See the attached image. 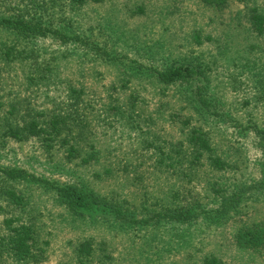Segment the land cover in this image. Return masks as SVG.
<instances>
[{
	"label": "rangeland",
	"instance_id": "374dc122",
	"mask_svg": "<svg viewBox=\"0 0 264 264\" xmlns=\"http://www.w3.org/2000/svg\"><path fill=\"white\" fill-rule=\"evenodd\" d=\"M254 12L264 15V0H0L1 17H40L71 37L18 40L0 26V167L106 203L76 215L50 185L0 173V264H264V31ZM171 66L192 74L165 84L157 73ZM31 123L44 131L28 133ZM195 130L211 151L194 145ZM200 205L208 213L197 222L156 217ZM11 217L34 230L32 258L7 248ZM86 242L90 255L79 253Z\"/></svg>",
	"mask_w": 264,
	"mask_h": 264
},
{
	"label": "trees",
	"instance_id": "16d2710c",
	"mask_svg": "<svg viewBox=\"0 0 264 264\" xmlns=\"http://www.w3.org/2000/svg\"><path fill=\"white\" fill-rule=\"evenodd\" d=\"M71 1L83 5L88 3L89 1L99 2L101 0H71ZM227 1L228 0H207V2L215 4L217 6L223 5ZM252 22L257 30H259L260 32L264 31L263 14L254 12L252 16ZM0 26H3L5 28H13V30L17 34L18 40H25L30 37L31 39H35L47 35L57 36L64 40L71 38L64 32V30L61 27H57L54 24H52L50 21H47L40 17L32 18L30 20H25L21 15H19L17 18L0 16ZM185 70L187 71L183 70V66H179V67L171 66L166 70L159 71L157 74L160 81L167 84L179 80L181 77L184 76L185 72H187L186 74L189 75L192 74V70H190L188 67L185 68ZM14 130L11 132V136H14L15 138H21L20 130L19 129H14ZM28 130H29L28 133H31L33 135H39L44 131V129L39 128L38 125L35 123H31L29 125ZM256 132L259 133L262 142H264V131L256 128ZM191 141L194 143L195 146H198L200 149L206 151H211L213 149L210 144V140L205 136V133H203L200 130H195L193 132L191 136ZM227 164L228 163L224 161L221 157L218 156L212 157V166L217 170L225 169ZM0 173L5 175L6 177H9L12 180L31 177L33 181H37V182L40 181L42 183L50 185L51 187L57 190L62 202L66 203L70 211L76 215L86 217V214L89 210L95 209L97 207H101L102 205L105 206L106 204V203L101 204L103 200L96 197L98 196V194L96 193L92 194L91 192L87 191L84 187L78 184L68 183L61 185L47 178L37 177L18 167H0ZM6 194L10 199L9 200L10 203L16 205L23 203V199H24L23 196L19 195L17 191L13 190V188L6 190ZM200 208H201L200 211H196V210L194 211L192 208L183 207L176 209L175 212H171L170 214H168L167 212L159 213L158 215H156V217H160V218L170 217L184 223H193V222H197L200 216H202V214L208 213L204 205H200ZM115 209L120 218L127 220H132V218H134L126 214L125 210L121 206H118ZM16 219H18V217L15 218L11 217L9 219H6V224L9 228L8 230L10 231V234H9V239L8 241L5 242V244L9 249V251L16 258L19 259L32 258L34 256V252L36 249V239L34 236V230L30 225L25 223L21 225L13 226ZM240 237H242V235H240ZM92 251H93V247H91V245L88 242L84 243L83 246L79 248V253L86 252L85 255H90ZM217 262L218 261L216 259L206 260V264H217Z\"/></svg>",
	"mask_w": 264,
	"mask_h": 264
}]
</instances>
